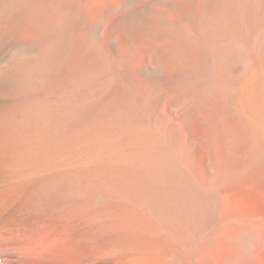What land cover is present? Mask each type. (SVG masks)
Here are the masks:
<instances>
[{"label": "bare ground", "instance_id": "6f19581e", "mask_svg": "<svg viewBox=\"0 0 264 264\" xmlns=\"http://www.w3.org/2000/svg\"><path fill=\"white\" fill-rule=\"evenodd\" d=\"M245 185L264 192V0H0V264H72L76 229L84 264H264Z\"/></svg>", "mask_w": 264, "mask_h": 264}, {"label": "rangeland", "instance_id": "374dc122", "mask_svg": "<svg viewBox=\"0 0 264 264\" xmlns=\"http://www.w3.org/2000/svg\"><path fill=\"white\" fill-rule=\"evenodd\" d=\"M100 4V5H99ZM102 6V2L99 3V1L97 2H91L87 8V11L88 12H92L93 10H97L99 7ZM94 7V8H93ZM91 8V10H90ZM28 32V29H25L24 30V33L26 34V32ZM146 38V39H145ZM142 41L140 40L139 44L138 45H141L139 46V50H140V55H136L134 54V56L131 58L133 59L132 61H138L140 62L139 60H142L143 56L145 54H147L149 51V45L148 43L150 42L149 41V38L148 37H145ZM104 40L107 41L108 38H107V31L104 33ZM147 42V43H146ZM120 43H122V40L120 41ZM144 45V46H143ZM146 45V46H145ZM148 45V46H147ZM172 44H168L167 45V49L170 51V54L172 55V52H176V53H180L182 52L181 55H183L185 53V50L182 48V47H174V46H171ZM148 47V48H147ZM142 48V49H140ZM181 49V50H180ZM183 49V50H182ZM146 51V52H144ZM142 52V53H141ZM179 54V55H180ZM178 56V55H177ZM142 57V58H141ZM166 110L164 109V117H166ZM201 159V160H200ZM204 159H205V155L204 156H198V165L199 167L202 166L201 163H204ZM207 160V159H205ZM206 162V161H205ZM207 164V162H206ZM201 165V166H200ZM213 170L210 169L209 170V174L212 175L210 181L211 183L209 184L210 187H212L213 190L215 191H223L226 186H215L212 184V181H214L215 177L213 178V173L214 171L212 172ZM211 172V173H210ZM201 181V180H200ZM251 186V185H250ZM239 189V190H238ZM244 194V195H243ZM228 198L230 200H232L236 205H238L239 207H242L244 206L245 202H251V203H254L255 205V208H258V209H261L262 211H264V192H260L259 190H251V188L249 186H243V187H240V188H232L231 191L228 193ZM249 210V209H248ZM78 232V233H77ZM81 231L80 229L79 230H75L72 234H73V238H72V243L70 245V248H69V252H68V255L70 256L69 257V260L73 263H77V264H84L85 263V258L81 259L83 257V255L85 256V254L90 251V250H93L95 248V245L94 244H90L87 240H85L84 238H80L79 235H80ZM78 235V236H77ZM76 241V242H75ZM82 242V244H81ZM73 244V245H72ZM77 244V245H76ZM81 246H80V245ZM91 246V247H90ZM91 248V249H89ZM72 249V250H71ZM80 249V250H79ZM71 250V252H70ZM85 250V251H84ZM63 253L62 250L59 251V253ZM84 252V253H83ZM86 252V253H85ZM76 256V257H75ZM80 257V259H79ZM71 258V259H70ZM76 258L77 259V262H76ZM81 262H80V261ZM79 262V263H78ZM72 263V264H73Z\"/></svg>", "mask_w": 264, "mask_h": 264}]
</instances>
